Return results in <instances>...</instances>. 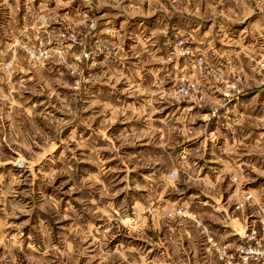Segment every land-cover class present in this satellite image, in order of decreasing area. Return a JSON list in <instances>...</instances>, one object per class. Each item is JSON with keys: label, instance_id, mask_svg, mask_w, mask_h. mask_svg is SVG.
<instances>
[{"label": "rangeland", "instance_id": "374dc122", "mask_svg": "<svg viewBox=\"0 0 264 264\" xmlns=\"http://www.w3.org/2000/svg\"><path fill=\"white\" fill-rule=\"evenodd\" d=\"M0 264H264V0H0Z\"/></svg>", "mask_w": 264, "mask_h": 264}, {"label": "built area", "instance_id": "2783aa9c", "mask_svg": "<svg viewBox=\"0 0 264 264\" xmlns=\"http://www.w3.org/2000/svg\"><path fill=\"white\" fill-rule=\"evenodd\" d=\"M168 178L171 179V180H175V179L177 178V173H176V172H172V173H170V174L168 175ZM177 215H178V216H183V217L186 216L183 212H181V210H178ZM168 216L171 217V216H172V213H169Z\"/></svg>", "mask_w": 264, "mask_h": 264}]
</instances>
